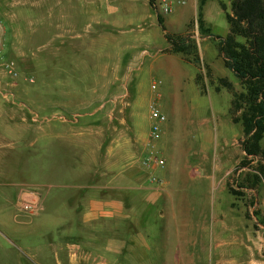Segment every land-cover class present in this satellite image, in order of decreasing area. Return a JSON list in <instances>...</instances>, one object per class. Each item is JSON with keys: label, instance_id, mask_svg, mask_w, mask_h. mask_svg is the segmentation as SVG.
<instances>
[{"label": "rangeland", "instance_id": "obj_1", "mask_svg": "<svg viewBox=\"0 0 264 264\" xmlns=\"http://www.w3.org/2000/svg\"><path fill=\"white\" fill-rule=\"evenodd\" d=\"M99 1L90 0L94 5ZM128 1L135 0H106L108 15L105 18H108L109 23L115 17L116 8L121 2L129 3ZM68 2L69 0H0L2 57L3 60L14 61L19 70V76L12 79L0 68V93L13 95L10 105L14 110L23 109L29 112V146L26 148L25 136L21 150H12L8 160L12 169L18 171L13 179L24 183L15 188L4 187L6 198L9 199V211L15 212V205L13 206L11 200L14 192L27 187L35 189L40 194L42 210L36 216L23 213L19 215L29 222V225L30 222L43 218L46 221L45 228L50 231L46 236L56 237V200L63 199L67 191L60 192L56 188V157L72 159L76 155L77 159L83 158L87 165L86 162L81 165L79 163L77 168L92 169L91 178L97 183L104 173V160L108 157L109 165L117 160L118 136L125 135L122 146L126 152L128 150V160L132 158L130 152L139 153V145L131 140L134 135L132 130H142L147 121L150 123L147 100L151 92H159L163 95L162 113L166 120L161 126L157 148L164 149L168 161L181 166L193 164L201 160L202 154L207 155L210 163L221 161L220 173L210 170L198 180L187 183L183 180L178 183L177 190L187 197L188 206L192 208V218L212 222L213 217L214 221L221 224L214 229L218 233L216 238L224 241L218 249L209 237L206 243L199 237L196 244L188 246L194 264H264V227L254 215L257 212L264 220V182L253 186V171L238 167L244 157L240 147L242 131L238 125L231 124L228 120L221 121L224 117L220 116L218 123L220 131L222 129L223 132V139L214 140L213 133L210 141L202 136L206 129L203 125L204 119L208 118L213 125L227 105L225 92L220 96L212 91L220 89L217 86V77L212 72L215 71L218 77L228 72L226 80L231 79L232 89L228 90L231 94L241 90L238 80L225 69L219 58L212 59V48L209 46L205 52V60H212L214 71L202 65L198 68L205 95L198 92L196 80L195 83L192 80L195 70L190 64L184 67L182 90L178 91L175 99H171L172 80L162 72L154 71L150 76L147 67H144L135 70L132 74L134 80L128 82L129 70L114 67L119 53L112 52V56L116 58L110 59L107 55L111 54L102 52L110 47L106 46L107 43L101 44L100 34H111L114 31L113 26L93 24L90 28L92 36L85 37L86 30L82 29L85 19L66 18ZM87 2L88 0H73V3L85 4L89 9ZM220 2L225 4L226 10L229 11L228 0H207L203 6L215 35H219V29L228 27ZM64 6L66 10L63 11ZM96 13L100 14L98 11ZM153 28L154 45L163 48L166 43L161 28ZM187 30L195 42L202 38L195 22L188 24ZM109 38L116 39L111 35ZM208 39L206 43H202L203 46L209 43L217 46L215 39ZM90 41L93 44L90 45ZM103 65L107 68L102 67ZM152 77L156 81L154 83H157L154 91L150 89ZM129 85L134 90L132 96ZM196 85L198 86L197 83ZM206 112L208 114L204 116ZM68 126H73L71 131L67 129ZM56 131L70 133L72 136L76 131L77 141L72 144L59 143L56 141ZM236 138L238 139L233 144ZM261 145L264 146V138ZM107 149L110 153L106 157ZM220 152L223 156L219 155ZM67 161L62 167H70L69 160ZM256 165L254 161L253 168ZM109 174L113 175L114 172L110 171ZM217 175L219 177L214 182ZM64 177L66 176L63 175L62 178ZM238 185L244 188H238ZM230 190L238 191L239 195L233 196ZM211 197H214L215 205L219 208L217 212H213L211 208ZM65 200L68 204L69 198ZM77 200L78 198L74 197L72 203ZM199 206L204 213L202 215ZM74 216L76 213L73 212ZM78 231L81 234L84 232L82 229Z\"/></svg>", "mask_w": 264, "mask_h": 264}, {"label": "crops", "instance_id": "obj_2", "mask_svg": "<svg viewBox=\"0 0 264 264\" xmlns=\"http://www.w3.org/2000/svg\"><path fill=\"white\" fill-rule=\"evenodd\" d=\"M128 2L119 3L115 17L109 23L108 18H105L108 15L106 0H100L95 5L88 0L86 4L89 9L85 7V4L79 5L82 2L76 4L73 0H69L66 18L85 19V24H82V29L86 30L85 37L92 36L90 28L93 24L112 25L114 31L111 34L101 32L100 42L102 45L107 43L106 46L110 47V49H104L103 53H119L114 67L129 70L128 82L134 80L132 74L135 70L144 67H147L150 76L154 71L162 72L169 80H172L171 99L177 98L178 91L182 90L181 81L185 75V65L193 66L195 73L192 80L194 83L198 68L187 62L181 54L164 51L168 45L162 30L166 45L163 48L154 45L153 27L159 25L157 15L152 10L149 0ZM64 10L66 6L63 7ZM95 10L100 14L98 15ZM196 10L197 0H186L185 4L176 5L170 15L161 17L166 31L174 34H190L187 25L195 22ZM203 21L210 32L215 34L214 29L210 27V19L204 7ZM87 22L89 23L86 24ZM115 30L116 34H114ZM218 31H220L218 36L223 38L228 33V27ZM110 35L116 39H110ZM208 38V36H202L196 41L198 56L202 67L214 71L212 60H205L208 47L212 48L213 60L218 58L221 60V58L217 46L214 47L210 43L207 46L204 45L205 47L202 45L209 40ZM216 42L215 45H217ZM89 44L93 42L90 41ZM215 51H217L216 54ZM107 58L114 59L116 56L113 57L111 54L107 55ZM102 67L107 68L106 65ZM225 73L227 76L218 77L215 71L212 72L217 79H227L229 74ZM153 78H151L150 89L151 84L156 82ZM234 79L237 80L235 77ZM228 81L231 83V79ZM195 86L200 93L196 83ZM128 89L132 96L133 88L129 85ZM212 91L220 96L226 93L227 105L221 110L216 119L217 123L213 122L211 125L208 118L204 119L203 125L206 129L202 132V136L207 141H210L213 136L214 140L215 138L223 139V132L222 129L220 131L218 123L220 116L224 117L221 121L228 120L234 124L230 119L232 94L223 87H220L218 91L214 89ZM156 94L151 92L147 105L155 101L162 112L163 95L159 92ZM12 99V94L0 93V264H194V258L188 246L196 244L199 237L204 239V243L208 237L211 238L217 249L224 243L216 238L218 233L214 231L221 225L220 222L214 221L213 217L212 222L192 218L190 213L192 208L188 206L187 197L177 190L178 183L183 180L184 183L193 182L210 170L220 173L221 161L217 163L214 159L215 162L210 163L207 155L202 154L201 160L193 164L188 163L181 166L173 161L170 162L164 155V149L157 148L159 134L157 140L153 141V145L158 153L161 152L159 155L164 159L165 164L162 168L146 170L142 167L141 160L149 144L152 143L149 139L150 123L148 124V121L142 130L132 128L134 135L131 136V140L132 143L139 145V153L131 154L130 152L129 155L136 160L132 158L128 160V150L126 152L122 146L125 142V135L118 136L117 160L109 165L107 156L110 152L107 149V158L102 163L104 173L101 174L97 183H94L91 178L92 169L77 168L79 163L81 165L86 162L87 165V161L83 158L77 159L76 155L72 159L56 157V188L60 192L67 190L63 199L56 200V224L54 226L56 237L46 236L50 231L45 228L46 221L43 218L30 222L31 225H29V222L23 220L16 209L13 213L9 211L7 206L9 199L6 198L7 193L4 188L6 186L15 188L24 184L13 179L18 171H15V168L12 169L9 165L11 162L8 160L12 150L16 148L21 150L25 136L26 148L29 146V112L23 109L14 110L10 105ZM130 107L132 109V102ZM204 114L207 116L208 113ZM234 125H238L242 131L239 124ZM72 127L68 126L67 129L71 131ZM73 134L72 136L70 133L64 134L56 131V141L72 144L77 141L76 131ZM238 138L233 141V144ZM219 155L223 156V153L220 152ZM67 160H69L70 167H62ZM110 171L114 174L110 175ZM63 175L66 177L62 178ZM151 176L159 182H152ZM218 177L217 175L214 182ZM18 192L12 195L13 206ZM67 197L69 198L68 204L65 203ZM74 197L78 200L72 203ZM211 200V208L213 212L214 210L217 212L219 208L215 205L214 197H211ZM198 209L201 215L204 214L201 212V207ZM73 212L76 213L74 217ZM78 229L84 232L81 234ZM97 234L99 236H96ZM204 250L202 247V251Z\"/></svg>", "mask_w": 264, "mask_h": 264}, {"label": "trees", "instance_id": "obj_3", "mask_svg": "<svg viewBox=\"0 0 264 264\" xmlns=\"http://www.w3.org/2000/svg\"><path fill=\"white\" fill-rule=\"evenodd\" d=\"M228 1L229 11L226 10L225 4H219L228 25L225 37L212 34L209 28L205 27L203 6L206 0H197L195 22L201 36H208L217 41L218 53L224 67L233 74L240 85L239 92H232L230 119L242 128L243 139L240 141V147L244 157L238 167L253 171L251 181L255 186L264 182V146L261 145L264 138V0ZM157 21L168 45L164 51L181 54L187 62L200 69L202 64L197 44L191 35L168 33L161 17L157 16ZM195 80L200 93L204 94L200 72ZM217 83L218 87L232 89L230 82L225 78H218ZM254 161L257 165L253 168ZM237 187L244 188L239 185ZM230 194L236 196L239 192L230 190ZM254 215L264 227V220L260 218L259 213L255 212Z\"/></svg>", "mask_w": 264, "mask_h": 264}, {"label": "built area", "instance_id": "obj_4", "mask_svg": "<svg viewBox=\"0 0 264 264\" xmlns=\"http://www.w3.org/2000/svg\"><path fill=\"white\" fill-rule=\"evenodd\" d=\"M151 8L155 14L159 17H165L170 15L176 5L185 4L186 0H149ZM2 47L0 45V68L8 74L12 79H16L19 76V70L14 61L3 60ZM156 83L151 84V89L156 90ZM157 96V94H156ZM149 120H150V132L149 139L152 143L149 144V148L145 153V156L141 160V165L146 170L153 168H162L165 164L164 159L159 155L158 151L153 145L159 137L162 124L166 118L164 114L158 109L155 101H152L149 105ZM152 182H159L154 176L150 177ZM40 194L33 188H25L18 192V196L15 202V209L18 214H27L30 216H36L42 210Z\"/></svg>", "mask_w": 264, "mask_h": 264}]
</instances>
